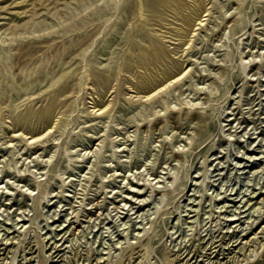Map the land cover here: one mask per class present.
I'll return each mask as SVG.
<instances>
[{
  "label": "rangeland",
  "instance_id": "1",
  "mask_svg": "<svg viewBox=\"0 0 264 264\" xmlns=\"http://www.w3.org/2000/svg\"><path fill=\"white\" fill-rule=\"evenodd\" d=\"M148 1L0 0V264H264V0Z\"/></svg>",
  "mask_w": 264,
  "mask_h": 264
},
{
  "label": "bare ground",
  "instance_id": "2",
  "mask_svg": "<svg viewBox=\"0 0 264 264\" xmlns=\"http://www.w3.org/2000/svg\"><path fill=\"white\" fill-rule=\"evenodd\" d=\"M171 1H175V2H180L181 0H149L148 1V6H151L152 7V5H156V4H159L160 2H164V3H167V2H171ZM197 7H191L190 9H189V11L187 12V14H185V15H183V17H182V21H183V23L186 25V28L185 29H183V30H192V27H193V25H194V15L197 13ZM181 33H183V32H181ZM246 58V57H245ZM246 60H248V59H243L242 61H246ZM251 62H250V60H248V62H244L243 63V69L245 70V68L247 67V66H250V70H253V68L255 67V66H257L258 65V63H252V64H250ZM174 67H175V64H174ZM250 72V71H249ZM174 75V73H173V69H172V67H170L169 69L167 68V69H165L164 71H162L161 73H160V75H158V76H160V77H163V78H165L166 80H169L172 76ZM65 77V75H62V76H59V77H57L56 78V80L55 81H53L51 84H50V87H55L57 84H59L60 82H61V80L63 79ZM144 85H146V86H148V88H149V91H152V90H154V89H156V85H151V82L150 81H145L144 83H143ZM53 102H54V100H53ZM53 102H52V104H53ZM196 105V103L195 104H192V105H190V106H184V109L185 110H187V112H188V109H191V108H193L194 106ZM196 109H198V111L197 112H199V113H201V115H202V110L204 111L205 110V107L204 106H201V107H197L196 106ZM205 112V111H204ZM194 116V115H193ZM251 146V145H250ZM179 154H181V153H179ZM259 156V155H258ZM178 157H179V155H178ZM248 157H249V155H248ZM253 157H254V155H253ZM257 157V156H256ZM255 157V158H256ZM251 159H252V157H251ZM240 160V159H239ZM263 160V159H262ZM214 161V160H213ZM253 165V164H252ZM198 173V172H197ZM199 178V177H198ZM174 179L176 180L177 179V176L175 175L174 176ZM203 181V180H202ZM169 182V181H168ZM173 184V180H171L170 181V186ZM202 184V183H201ZM200 184V185H201ZM140 185V184H139ZM144 185H146V184H141L140 186H144ZM150 187L152 188V186L150 185ZM156 187V186H155ZM158 187V186H157ZM156 187V188H157ZM166 188H167V186H165ZM162 189H163V187H162ZM176 189V187L174 186L173 187V189H171V188H169V189H167L166 191H162V193H161V202L159 203V204H162L163 202H164V198L166 197V196H168L169 194H171V193H173L174 192V190ZM142 190V188H139V190H137V194L140 196V197H145L146 196V193H147V191L148 190H150V188L148 187L147 188V191L143 194H141V193H139V191H141ZM142 192V191H141ZM152 192H153V189H152ZM157 192V191H156ZM159 192V191H158ZM256 192V191H255ZM252 193V192H251ZM254 193V192H253ZM257 193V192H256ZM158 194V193H157ZM252 195V194H251ZM254 195V194H253ZM220 196H222L223 197V195H220ZM219 196V197H220ZM221 197V198H222ZM251 197V196H250ZM254 197V196H253ZM217 198V197H216ZM230 198V197H229ZM257 198L258 199H260V200H262L263 202H264V191L263 192H260V194L257 196ZM143 199V198H142ZM219 199V198H218ZM231 199V198H230ZM233 199H234V197H233ZM238 199V198H237ZM256 199V198H255ZM140 200V199H139ZM144 200H146L147 201V198L146 199H144ZM225 200H226V198H225ZM236 200V199H235ZM239 200V199H238ZM249 200V199H248ZM142 201V200H141ZM216 201V200H215ZM219 201V200H218ZM256 201V200H255ZM258 201V200H257ZM145 202V201H144ZM221 202V201H220ZM223 202V201H222ZM231 202H233L232 200H231ZM134 203V202H133ZM138 203V202H137ZM142 203V202H141ZM227 203V202H226ZM226 203H224L225 205H226ZM260 203H262V202H260ZM222 205V207L223 206H225V205ZM234 204H235V201H234ZM247 204H249V202L247 203ZM142 205V204H141ZM158 205V204H157ZM166 205V204H165ZM158 206H160V205H158ZM220 206V205H219ZM236 206V205H235ZM156 207V206H155ZM157 208V207H156ZM139 209H141V210H143L144 209V207H139ZM142 212V211H141ZM143 213V212H142ZM139 214V213H138ZM88 216V215H87ZM193 217V216H192ZM55 221V220H54ZM62 226V225H61ZM144 227V226H143ZM146 228V227H145ZM78 229V228H77ZM144 229V228H143ZM75 230V229H74ZM145 230V229H144ZM67 232V231H66ZM142 232V231H141ZM77 234V233H76ZM75 234V235H76ZM141 234V233H140ZM147 239V238H146ZM142 240V239H141ZM148 240V239H147ZM153 240V239H152ZM143 242H145V241H143ZM7 243V242H6ZM121 243V242H120ZM123 244V243H122ZM144 246L146 245V244H143ZM262 245V244H261ZM260 245V246H261ZM236 247V246H235ZM263 247V246H262ZM136 248V247H135ZM140 248V247H139ZM260 249H261V247H260ZM226 250V249H225ZM253 252V251H252ZM252 255V254H251ZM245 256V255H244ZM27 258V257H26ZM247 258V257H246ZM224 259V258H223ZM248 259V258H247ZM252 259V258H251ZM250 259V260H251ZM242 260V259H241ZM236 261L237 260H235V263H236ZM240 261V260H239ZM244 261V260H243ZM232 262V261H231ZM242 261H240V263H241ZM259 262H261V260L259 261ZM188 263V262H187ZM233 263H234V261H233ZM243 263V262H242ZM213 264V263H212ZM238 264V263H237Z\"/></svg>",
  "mask_w": 264,
  "mask_h": 264
}]
</instances>
